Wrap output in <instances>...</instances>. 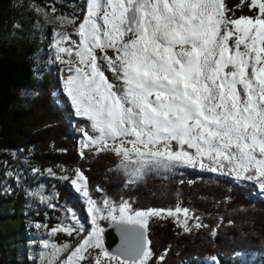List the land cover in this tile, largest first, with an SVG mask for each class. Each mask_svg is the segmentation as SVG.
<instances>
[{
	"label": "snow or ice",
	"instance_id": "obj_1",
	"mask_svg": "<svg viewBox=\"0 0 264 264\" xmlns=\"http://www.w3.org/2000/svg\"><path fill=\"white\" fill-rule=\"evenodd\" d=\"M244 4L256 14L230 16L225 0H86L78 25L58 17L78 37L55 32L56 59L69 73L64 90L94 133L85 132L84 147L113 152L129 182L148 167L183 165L255 181L264 190V0ZM73 184L87 200L92 227L86 234L82 225L52 229L82 238L71 251L69 244L45 242L50 264H149L150 217H173L185 232L202 227L189 225L199 218L186 207L134 210L127 200L98 202L79 171ZM100 220L120 226L116 251L105 247Z\"/></svg>",
	"mask_w": 264,
	"mask_h": 264
},
{
	"label": "trees",
	"instance_id": "obj_2",
	"mask_svg": "<svg viewBox=\"0 0 264 264\" xmlns=\"http://www.w3.org/2000/svg\"><path fill=\"white\" fill-rule=\"evenodd\" d=\"M70 1L81 0H0V251L16 255L17 245L26 242L28 208L34 220L43 221L45 210L32 205L27 196L39 174H68L77 168L89 189H101L115 202L126 197L136 210L181 206L199 218L190 219L189 225L199 222L202 227L189 232L171 218L149 221L146 235L153 253L149 264H209L211 259L217 264H264V193L257 182L183 165L148 167L129 182L113 152L76 151L78 131L94 133L88 120L74 115L62 92L54 94L66 73L41 66L36 75L37 66L47 58L45 29L30 7L55 8L66 15ZM225 3L230 16L256 14L244 0ZM107 54L114 55L111 50ZM100 63L107 78L118 84L107 65ZM23 89L32 94L22 97ZM15 154L27 157L26 168L36 169L35 175L24 172L16 181ZM53 181L60 201L76 199L66 185Z\"/></svg>",
	"mask_w": 264,
	"mask_h": 264
},
{
	"label": "rangeland",
	"instance_id": "obj_3",
	"mask_svg": "<svg viewBox=\"0 0 264 264\" xmlns=\"http://www.w3.org/2000/svg\"><path fill=\"white\" fill-rule=\"evenodd\" d=\"M67 8L69 9L66 15H62L58 12H53V8L43 7L39 5H31V9H33L37 15L41 18L43 28L45 29V39H44V46L47 52V58L42 65L37 66V76L39 75L38 71H40L41 66L44 68H53L59 74L60 72L66 73L67 66L60 63L57 59V50L55 47V32L56 31H67L72 35L73 39H77L78 37L75 36V26L73 25H62L61 22L57 19L58 17H66L76 21L78 25L83 16L86 14V0H81L79 3L75 1H70L67 4ZM67 58V57H65ZM66 78V77H65ZM64 77L60 80V87L54 91V94L57 95L62 92L67 101L73 110L75 116L79 118L86 119L85 117L79 116L76 114V110L73 107L70 98L67 96V93L64 90ZM32 94V91L23 89L20 91V95L22 97H29ZM87 120V119H86ZM90 123V121H89ZM91 126V124H90ZM85 132L82 130L78 131V137L76 138L75 148L76 151L80 154L82 151H88L93 154H97L94 148H87L84 147L85 142ZM18 158V163L15 166V179L18 181L20 175L26 172L29 176L35 175L36 169H28L26 168V156L21 155H13ZM199 168V167H198ZM25 169V170H24ZM81 171L77 168H74L70 173L66 174L63 173L61 175H56L51 172L45 174H39L36 181L33 182L34 185L30 186V189H27V196L31 197V203H36L41 206L42 209L45 210L44 219L43 221L34 220L31 215V208H28L27 213L29 214V218H27V228H28V235L26 238V242H21L17 245V254L11 255L8 251L1 252L0 251V264H50L48 258V251L44 247L45 242L49 243H56L58 245L69 244L70 248L69 251L72 250L81 240V236L76 235L75 233L72 236L67 235L65 232H56L52 234V229L56 228L60 225H73L76 228H79L81 225L85 229V234L89 231L92 227L91 225V217L88 214V205L86 198L82 195L80 191L77 190V186L73 184V181L76 179L77 172ZM83 175V174H82ZM84 176V175H83ZM85 177V176H84ZM50 178V179H49ZM58 180L59 182L66 185V188L71 190L76 195V199L71 197H66L64 200L60 201L57 198L56 190L54 187L55 182L53 180ZM88 188V187H87ZM98 188L89 189V195L92 199L97 200L98 202L101 201L106 196L102 191H98ZM264 193V190H261ZM109 198V197H108ZM111 199V198H110ZM112 200V199H111ZM122 200H127L130 203V200L124 197ZM119 203V202H117ZM131 204V203H130ZM134 209V208H133ZM174 210V208H172ZM136 210V209H134ZM30 212V213H29ZM75 214V219L79 221V224H76L75 220L72 218V214ZM191 213V212H190ZM192 214V213H191ZM194 216V215H193ZM163 218H171L172 221L178 226L176 219L173 217H168L164 215L163 217H150L148 222L154 219H163ZM53 221L51 227H49V222ZM195 220V219H192ZM102 223L110 224L109 220H100L99 226H102ZM197 222H193L196 224ZM182 228L181 226H178ZM72 237V241L66 242L64 239ZM95 254V250H93V255ZM68 253H64L61 259L66 258ZM86 264H90V262H86ZM209 264H217L214 259L209 261Z\"/></svg>",
	"mask_w": 264,
	"mask_h": 264
},
{
	"label": "water",
	"instance_id": "obj_4",
	"mask_svg": "<svg viewBox=\"0 0 264 264\" xmlns=\"http://www.w3.org/2000/svg\"><path fill=\"white\" fill-rule=\"evenodd\" d=\"M104 229V244L110 251H116L123 243L120 226L110 223Z\"/></svg>",
	"mask_w": 264,
	"mask_h": 264
}]
</instances>
